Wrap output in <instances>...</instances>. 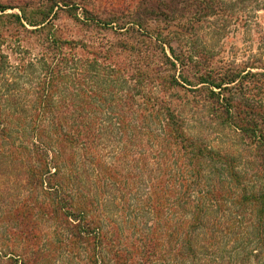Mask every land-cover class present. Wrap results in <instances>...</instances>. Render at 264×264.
Segmentation results:
<instances>
[{
	"label": "trees",
	"instance_id": "1",
	"mask_svg": "<svg viewBox=\"0 0 264 264\" xmlns=\"http://www.w3.org/2000/svg\"><path fill=\"white\" fill-rule=\"evenodd\" d=\"M81 1L53 5L113 41L49 33L27 98L8 90L0 44V264H264V0L261 20L231 25L255 43L244 61L194 45L195 28L229 25L215 23L229 0ZM44 14L11 17L37 27ZM155 21L171 34L148 31Z\"/></svg>",
	"mask_w": 264,
	"mask_h": 264
},
{
	"label": "rangeland",
	"instance_id": "2",
	"mask_svg": "<svg viewBox=\"0 0 264 264\" xmlns=\"http://www.w3.org/2000/svg\"><path fill=\"white\" fill-rule=\"evenodd\" d=\"M57 1L60 0H0V8H7L5 12H0V44H2L3 47L8 46L12 50L10 55L12 70L11 74H9L12 81L8 90L13 94H20L21 97L27 98V96L34 93V86L40 72H38L37 65L35 67L32 65L31 67L30 64H33L34 61L32 63L30 61L34 56L37 57V55L42 52V47L46 45V37L49 33L60 39H81L85 42L96 43L105 38L108 41H113L112 35H109L107 31L102 29L99 30V28L103 27L99 25L95 26L93 23H86L81 9L68 10L61 6L54 7L55 5L53 4ZM108 2L112 1L82 0L81 6L93 7L101 4V6L104 7ZM224 9V12H226L229 17L228 21L223 19L222 21L217 20L215 23L218 26L221 23L224 25L225 23H229V25H225L226 28H216L214 26L215 24H213V28L207 25L202 26V28H195V32L198 30V35L200 37L197 36L194 45L197 47L202 46L205 41L208 40L210 47L214 51V55H210V57L214 60H229L235 58L237 61H244L247 58L244 53L245 50L254 49L255 43L242 37L237 30L238 28H233L231 25L235 22L234 16H236L238 12H247L248 10H250L251 15L254 14V16H257L258 19L261 20L263 17V12L261 10L262 2L261 0H229V3ZM44 13H46L49 22L47 24L45 22L42 26L40 25L37 27H30L26 24V21L18 22L14 17H11V15H17L19 17L25 16L27 22L28 20L31 22H39L44 18ZM216 18L218 19V17ZM22 28H26L29 32H32L35 28H45V30L31 34L23 31ZM163 28L164 25L162 22L155 21L150 22L147 29L150 32L159 31L162 36H166L169 32H162L161 30ZM220 30H222L221 33H219ZM210 32L214 33L208 36ZM169 34H171V32ZM171 36L175 40L173 45L178 47V49L181 48V37L175 34ZM103 42L105 41L103 40ZM235 54L237 57H233ZM13 58H15V61ZM20 58L25 59L28 63L25 62L21 64V62H18ZM36 64H38V62ZM19 66H23V68L18 70ZM180 94L183 93L181 92ZM26 106L29 108L31 104H27ZM187 124H189L192 132L196 131L197 126L192 118H188ZM202 132V139L211 147L219 148L224 152L233 154L235 150H238V143L231 140L223 131H220V134H216L207 132L203 129ZM231 142L235 145L234 147L230 144ZM5 190V186L0 187V198L2 199L6 197L4 194ZM1 206L0 204V208Z\"/></svg>",
	"mask_w": 264,
	"mask_h": 264
}]
</instances>
